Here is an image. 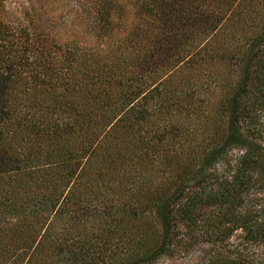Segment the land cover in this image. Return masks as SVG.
Returning <instances> with one entry per match:
<instances>
[{
	"label": "trees",
	"instance_id": "trees-1",
	"mask_svg": "<svg viewBox=\"0 0 264 264\" xmlns=\"http://www.w3.org/2000/svg\"><path fill=\"white\" fill-rule=\"evenodd\" d=\"M74 1L0 0V264H264V0Z\"/></svg>",
	"mask_w": 264,
	"mask_h": 264
},
{
	"label": "rangeland",
	"instance_id": "rangeland-1",
	"mask_svg": "<svg viewBox=\"0 0 264 264\" xmlns=\"http://www.w3.org/2000/svg\"><path fill=\"white\" fill-rule=\"evenodd\" d=\"M48 1L52 0H7L6 5H8V9H11L10 7H12L16 2L17 4H23L22 6H27L30 9H36L40 13V10L42 11L48 5ZM76 3L77 1L74 0H58V3L56 4L58 8L54 7V9L48 14L53 18L56 28L63 35L67 34L70 31L69 29L71 28V18L74 15L73 11L75 8H77L75 6ZM0 15L2 22L7 26L9 25L10 27H12L14 31H17L24 24L26 25L27 22L28 25H31L30 20L35 19L36 17V14L33 12V10L32 13L29 12L28 14H25V17L23 16V13L19 15L18 13H14L13 10L4 14L3 16L1 13ZM24 20L27 21L24 22ZM87 40H89L88 42H93L91 38ZM231 239L232 241L235 240L234 238ZM203 246H205L203 243L197 244L190 250V252L176 251L170 257H163L159 259L156 264H192L196 261V256Z\"/></svg>",
	"mask_w": 264,
	"mask_h": 264
}]
</instances>
